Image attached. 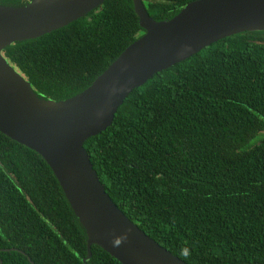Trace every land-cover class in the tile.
<instances>
[{"label":"trees","instance_id":"1","mask_svg":"<svg viewBox=\"0 0 264 264\" xmlns=\"http://www.w3.org/2000/svg\"><path fill=\"white\" fill-rule=\"evenodd\" d=\"M192 1L143 3L165 21ZM143 34L132 0H107L3 54L38 95L58 102L87 89ZM84 147L115 205L185 263L264 264V31L154 75ZM87 256L85 230L50 167L0 133V264H85ZM86 264L121 263L94 245Z\"/></svg>","mask_w":264,"mask_h":264},{"label":"water","instance_id":"2","mask_svg":"<svg viewBox=\"0 0 264 264\" xmlns=\"http://www.w3.org/2000/svg\"><path fill=\"white\" fill-rule=\"evenodd\" d=\"M107 0H31L0 4V133L40 155L87 236L121 264H187L134 224L112 201L84 145L106 131L118 109L154 75L245 32L264 31V0H195L170 20L132 0L144 34L81 93L62 101L38 95L3 54L86 17ZM14 250V249H13Z\"/></svg>","mask_w":264,"mask_h":264},{"label":"rangeland","instance_id":"3","mask_svg":"<svg viewBox=\"0 0 264 264\" xmlns=\"http://www.w3.org/2000/svg\"><path fill=\"white\" fill-rule=\"evenodd\" d=\"M223 47H224V44H223Z\"/></svg>","mask_w":264,"mask_h":264}]
</instances>
